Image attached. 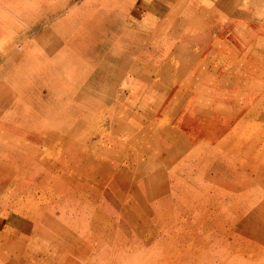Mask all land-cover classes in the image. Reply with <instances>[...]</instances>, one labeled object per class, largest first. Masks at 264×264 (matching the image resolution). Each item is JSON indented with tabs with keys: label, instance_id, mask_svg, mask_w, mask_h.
Wrapping results in <instances>:
<instances>
[{
	"label": "rangeland",
	"instance_id": "obj_1",
	"mask_svg": "<svg viewBox=\"0 0 264 264\" xmlns=\"http://www.w3.org/2000/svg\"><path fill=\"white\" fill-rule=\"evenodd\" d=\"M0 264H264V0H0Z\"/></svg>",
	"mask_w": 264,
	"mask_h": 264
}]
</instances>
